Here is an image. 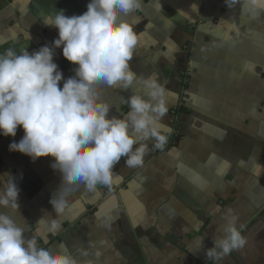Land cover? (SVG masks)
I'll list each match as a JSON object with an SVG mask.
<instances>
[{
  "label": "crops",
  "instance_id": "crops-1",
  "mask_svg": "<svg viewBox=\"0 0 264 264\" xmlns=\"http://www.w3.org/2000/svg\"><path fill=\"white\" fill-rule=\"evenodd\" d=\"M88 3L0 0V53L51 46L58 30L43 17L59 10L82 15ZM140 3L124 20L138 36L130 70L166 86L165 148L148 141L142 167L129 168L122 158L110 186L75 188L57 214L50 201L62 175L51 167L54 158L33 161L10 152L24 136L22 127L15 137L0 133V190L10 177L19 189L18 212H0L26 229L25 238L78 264H264V163L257 153L264 144V9L243 0L233 8L225 0ZM54 52L64 79L74 76L76 65L62 47ZM143 91L134 80L128 91L100 94L110 116L123 118L127 97ZM228 209L246 245L219 261L208 259Z\"/></svg>",
  "mask_w": 264,
  "mask_h": 264
},
{
  "label": "clouds",
  "instance_id": "clouds-1",
  "mask_svg": "<svg viewBox=\"0 0 264 264\" xmlns=\"http://www.w3.org/2000/svg\"><path fill=\"white\" fill-rule=\"evenodd\" d=\"M229 8L241 0H225ZM264 9V0H243ZM141 7L140 0H90L82 15L66 16L64 10L43 17L45 26L58 30L51 46L33 53L7 48L0 53V133L23 138L9 145L10 152L33 161L52 157L51 167L62 175L59 191L50 201L55 213L64 211L67 198L81 185L94 191L110 186L113 172L123 158L129 168L142 167L148 141L163 150L168 134L161 123L167 114V89L155 75L137 77L130 61L138 36L124 22ZM76 65L74 76L64 79L54 62V50ZM143 93L127 97L129 111L123 118L110 116L101 90L128 91L133 81ZM61 82L63 86L61 87ZM19 189L10 177L0 190V208L18 212ZM222 237L213 240L207 258L219 261L246 245L231 209L223 215ZM58 228L52 221V231ZM26 229L0 212V264H78L70 254L54 256L40 247L35 237L25 238Z\"/></svg>",
  "mask_w": 264,
  "mask_h": 264
},
{
  "label": "rangeland",
  "instance_id": "rangeland-1",
  "mask_svg": "<svg viewBox=\"0 0 264 264\" xmlns=\"http://www.w3.org/2000/svg\"><path fill=\"white\" fill-rule=\"evenodd\" d=\"M178 125H179V122H178ZM177 125V126H178ZM177 126H176V121L174 122V129H176L177 128ZM257 153H258V155L262 158V163H264V144L259 148V150H257Z\"/></svg>",
  "mask_w": 264,
  "mask_h": 264
},
{
  "label": "built area",
  "instance_id": "built-area-1",
  "mask_svg": "<svg viewBox=\"0 0 264 264\" xmlns=\"http://www.w3.org/2000/svg\"><path fill=\"white\" fill-rule=\"evenodd\" d=\"M180 109V104H178V106H176L175 108H174V117L176 116V114L177 113H179V110ZM177 120V117L175 118V121Z\"/></svg>",
  "mask_w": 264,
  "mask_h": 264
},
{
  "label": "trees",
  "instance_id": "trees-1",
  "mask_svg": "<svg viewBox=\"0 0 264 264\" xmlns=\"http://www.w3.org/2000/svg\"><path fill=\"white\" fill-rule=\"evenodd\" d=\"M183 87H184V88H186V86H185V85H184ZM180 108H181V107H180ZM177 125H178V122H176V126H177Z\"/></svg>",
  "mask_w": 264,
  "mask_h": 264
}]
</instances>
